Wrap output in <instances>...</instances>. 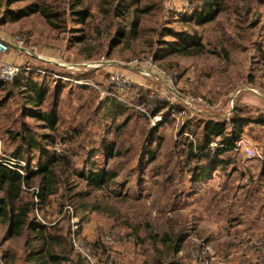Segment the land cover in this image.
Segmentation results:
<instances>
[{
    "label": "rangeland",
    "instance_id": "obj_1",
    "mask_svg": "<svg viewBox=\"0 0 264 264\" xmlns=\"http://www.w3.org/2000/svg\"><path fill=\"white\" fill-rule=\"evenodd\" d=\"M91 1L96 17L82 27L90 34L84 42L73 35L82 31L56 30L40 14L13 21L6 11L0 13V34L19 35L35 52L13 49L9 58L30 66L33 78H47L52 90L47 107H57L60 128L50 150L71 154V149L79 172L96 164L116 174L107 188L96 189L72 171L68 187L36 207L35 215L53 231L68 234L76 264H264V163L235 149L223 156L228 162L193 183L185 142L202 123L183 107L169 106L153 116L160 97L173 105L180 101L133 68L161 73L180 93L220 114L230 110L239 90L252 87L264 94V0H227L225 10L204 25L184 19L202 0H161V10L146 15L143 40L109 57L97 30L106 31L110 18L99 13L102 0ZM168 28L195 35L199 51L170 55L158 48L157 60L145 40L174 41L164 33ZM90 54L94 57L87 58ZM115 73L128 83L113 80ZM15 79L0 90V157L11 161L18 142L7 130L19 129L24 120L35 132H49L23 113L25 100ZM114 94L126 105L120 115L107 105ZM238 107L242 116L256 117L250 108L264 111V99L243 90L234 112ZM66 134L71 137L64 142ZM242 138L261 146L264 125L249 121ZM112 142L116 154L107 156L105 145ZM2 235L0 227L1 254L14 255L12 262L4 258L5 264H22L25 236L2 240ZM178 235L184 245L175 254Z\"/></svg>",
    "mask_w": 264,
    "mask_h": 264
},
{
    "label": "trees",
    "instance_id": "obj_2",
    "mask_svg": "<svg viewBox=\"0 0 264 264\" xmlns=\"http://www.w3.org/2000/svg\"><path fill=\"white\" fill-rule=\"evenodd\" d=\"M105 1L106 5L103 4ZM161 3V0H102L100 7L97 6L99 13L105 18H110L106 31L97 30L100 37L106 40L102 48L104 54L108 57L112 56L118 48L132 47V43L142 41L146 35V15L160 11ZM226 3L227 0H202V4L193 11L191 16H184V19L204 25L215 20L225 10ZM94 7L95 4L91 0H0V13L6 11L11 20L18 21L32 14H40L56 30L66 31L70 28L82 31L73 34L78 42H84L90 37L87 30L82 27L88 26L96 17ZM70 22L80 26L71 27ZM164 33L171 34L176 39L167 41L157 36L154 40L157 43L155 47H153V39L145 40L147 47L151 48L153 53L159 48L166 50L170 55H189L198 52L199 47L202 46L195 35H189L183 31L179 33L169 28ZM192 48L196 51L192 52ZM262 53L264 59V50ZM154 55L157 60H160L161 57L157 55V52ZM92 57L94 56L90 54L87 58ZM33 77L35 76L25 71L15 79L14 83L20 88L25 100L22 106L23 113L42 121V127L49 132H35L24 120L21 121L19 129L7 130L10 137L18 143L10 152L12 160L16 163L11 165L9 160L0 157L2 240L25 236L22 264H67L69 262L76 264L72 257V246L68 234L53 231L46 223L40 221L35 215L36 207L46 206L52 195L57 194L61 188L68 187L71 178L69 175L72 171H76V174L85 178L87 183L96 189L107 188L116 178V174L107 167L96 164H92L87 172H79L75 168L71 149H69L71 154L50 150V147L56 146L58 141L60 115L57 107H47V101L52 93L47 78ZM254 80L255 78H250V82ZM5 85V81H0V90ZM109 102L107 105L116 106L119 115L123 113L121 106L124 107L125 104L121 102L118 95L111 96ZM169 106L172 109H180V107L188 109L198 119L197 122L202 123L200 131L194 129L192 131L195 138L187 139L185 142L186 156L189 161L187 165L193 183L206 178L219 165L228 162L223 156L235 150L236 143L242 138L244 127L249 121L264 125V111L257 108H250L258 112L256 117L242 116L239 114L242 107H238L229 119L219 120L194 112L181 102L173 105L169 98L164 99V97L156 101L153 116ZM167 122H169L168 119L165 120V123ZM126 124L127 122L124 126ZM70 137L71 135L66 134L61 139L66 142L70 140ZM214 141L217 145L213 147L211 143ZM105 149L107 156L116 154L114 142L106 144ZM150 155L154 156L155 152L152 151ZM23 161L24 166L21 164ZM183 245L182 237L176 236L173 252L178 254L183 249ZM3 257L7 261H14V255L10 250L4 251Z\"/></svg>",
    "mask_w": 264,
    "mask_h": 264
},
{
    "label": "built area",
    "instance_id": "obj_3",
    "mask_svg": "<svg viewBox=\"0 0 264 264\" xmlns=\"http://www.w3.org/2000/svg\"><path fill=\"white\" fill-rule=\"evenodd\" d=\"M13 49L18 50L23 55H33L35 53L32 50V48L26 46L25 40L21 38L19 35L6 37L0 34V81H11L16 77H18L23 71H30L31 69L30 66L28 65L25 66L24 64L20 62H15L9 58V54ZM156 73L159 76L166 79V77H164L161 73L159 72ZM112 79L115 80L116 82H121L122 80L124 83H128V79L125 78L124 75L122 74L115 73L112 75ZM167 81L171 83L169 80ZM191 99L201 103V100H197L193 97ZM211 145L214 147L217 145V142L214 141L211 143ZM235 149H241L242 151H244V153L248 158H252L264 162L263 145L258 146L245 138H241L240 140L237 141ZM9 162L11 165L16 163L13 160L11 161V159L9 160ZM72 234L74 237L75 235L74 232ZM74 241L76 242V239H74ZM4 261H5L4 257L0 252V264H5Z\"/></svg>",
    "mask_w": 264,
    "mask_h": 264
},
{
    "label": "water",
    "instance_id": "obj_4",
    "mask_svg": "<svg viewBox=\"0 0 264 264\" xmlns=\"http://www.w3.org/2000/svg\"><path fill=\"white\" fill-rule=\"evenodd\" d=\"M136 71H138L142 76L146 78H150L156 83H158L161 87H163L167 92H169L173 97H175L177 100H179L181 103H183L187 108L190 110L197 112L199 114L208 116V117H213L217 118L219 120H226L229 119L235 109V104H236V97L237 95L242 92L243 90L247 91H252L258 96L262 97L264 99V94L259 92L256 88L252 87H246L242 90H239L235 96H233L230 100L231 103V108L228 112L225 113H218V112H212L210 110V106H207L203 103H200L198 101H195L184 94L180 93L171 83H169L165 78L159 76L157 73L152 72L148 69H143V68H135L133 67ZM212 109V108H211Z\"/></svg>",
    "mask_w": 264,
    "mask_h": 264
}]
</instances>
